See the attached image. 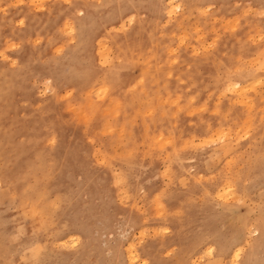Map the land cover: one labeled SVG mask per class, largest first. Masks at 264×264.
<instances>
[{"label":"rangeland","instance_id":"rangeland-1","mask_svg":"<svg viewBox=\"0 0 264 264\" xmlns=\"http://www.w3.org/2000/svg\"><path fill=\"white\" fill-rule=\"evenodd\" d=\"M54 1L0 0V264H264V0Z\"/></svg>","mask_w":264,"mask_h":264},{"label":"bare ground","instance_id":"bare-ground-1","mask_svg":"<svg viewBox=\"0 0 264 264\" xmlns=\"http://www.w3.org/2000/svg\"><path fill=\"white\" fill-rule=\"evenodd\" d=\"M28 1H29V0H28ZM55 1H56V0H55ZM55 1H54V2H55ZM30 3H31V2H30ZM30 3H29V4H30ZM52 3H53V2H52ZM39 4H40V2H39ZM171 4H172V3H171ZM173 4H174V3H173ZM37 5H38V2H37ZM38 6H40V5H38ZM38 6H37L36 9H38ZM170 6H171V5H170ZM183 6H184V5H183ZM175 7H176V6H175ZM71 8H72V7H71ZM193 8H194V7H193ZM33 9H34V8H33ZM172 9H173V8H172ZM176 9H177V8H176ZM174 10H175V9H174ZM42 11H43V10H42ZM76 11H77V10H76ZM76 13H77V12H76ZM78 13H79V12H78ZM74 14H75V13H74ZM170 15H171V14H170ZM186 15H187V14H186ZM67 16H68V15H67ZM170 17H171V16H170ZM179 18H180V17H179ZM182 18H183V17H182ZM21 19H22V18H21ZM69 19H70V18H69ZM174 19H175V18H174ZM81 20H82V19H81ZM120 20H121V19H120ZM70 21H71V20H70ZM72 21H74V20H72ZM177 21H178V20H177ZM81 22H82V21H81ZM79 23H80V22H79ZM83 23H84V22H83ZM179 23H180V22H179ZM63 24H64V23H63ZM82 25H83V24H82ZM176 26H177V25H176ZM73 27H74V26H73ZM70 28H71V27H70ZM77 28H78V27H77ZM110 28H112V26H111ZM113 28H114V27H113ZM113 28H112V29H113ZM67 31H68V30H67ZM67 31H66V33H67ZM175 31H176V30H175ZM171 32H172V31H171ZM171 32H170V33H171ZM70 33H71V32H70ZM71 34H72V33H71ZM77 34H78V33H77ZM125 34H126V33H125ZM171 34H172V33H171ZM80 37H81V36H80ZM199 38H200V37H199ZM121 39H122V38H121ZM144 39H145V38H144ZM116 40H117V39H116ZM179 40L181 41L180 38H179ZM148 41H149V40H148ZM155 41H156V40H155ZM125 42H126V41H125ZM157 42H158V41H157ZM85 43H87V42H85ZM97 43H98V42H97ZM127 43H129V42H127ZM181 43H182V42H181ZM181 43L179 42V44H181ZM83 44H84V43H83ZM118 44H119V43H118ZM152 45H154V44H152ZM204 45H205V44H204ZM88 46H89V45H88ZM98 46H99V45H98ZM202 46H203V45H202ZM205 46H207V45H205ZM84 47H86V46H84ZM99 48H100V47H99ZM99 48H98V49H99ZM103 48H104V47H103ZM106 48H108V47H106ZM160 48H161V47H160ZM100 49H101V48H100ZM149 49H150V48H149ZM172 49H173V48H172ZM204 49H205V48H204ZM206 49H207V48H206ZM104 50H105V48H104ZM138 50H139V49H138ZM151 50H152V49H151ZM170 50H171V49H170ZM170 50H169V51H170ZM173 50H174V49H173ZM173 50H172L170 53H173ZM107 51H108V50H107ZM119 51H120V50H119ZM140 51H141V50H140ZM169 51H168V52H169ZM204 53H205V52H204ZM122 54H123V53H122ZM153 54H155V53H153ZM120 55H121V54H120ZM90 56H91V55H90ZM132 56H133V55H132ZM153 56H154V55H153ZM153 56H152V57H153ZM93 57H95V56H93ZM154 57H155V56H154ZM162 57H163V56H162ZM174 57H175V56H174ZM174 57H173V58H174ZM122 58H123V57H122ZM143 58H145V57H143ZM149 58H150V57H149ZM94 59H95V58H94ZM133 59H134V58H133ZM150 59H151V58H150ZM174 59H175V58H174ZM120 60H121V59H120ZM123 60H124V59H123ZM131 60H132V58H131ZM158 60H159V59H158ZM102 61H103V60H102ZM163 61H164V60H163ZM99 62H100V61H99ZM128 62H129V61H128ZM157 62H158V61H157ZM172 62H173V61H172ZM90 63H91V62H90ZM92 63H94V62H92ZM95 63H96V62H95ZM131 63H132V62H131ZM98 64H99V63H98ZM139 64H140V63H139ZM150 64H151V63H150ZM152 64H153V63H152ZM154 64H155V63H154ZM92 65H94V64H92ZM100 65H101V64H100ZM100 65H99V66H100ZM170 65H171V64H170ZM101 66H102V65H101ZM150 66H151V65H150ZM119 67H120V66H119ZM130 67H131V66H130ZM89 68H90V67H89ZM99 69H100V68H99ZM154 69H155V68H154ZM157 69H158V68H157ZM95 70H96V69H95ZM129 71H130V70H129ZM165 71H166V70H165ZM157 72H158V71H157ZM259 72H260V71H259ZM117 73H118V72H117ZM123 73H124V72H123ZM126 74H127V73H126ZM170 74H171V73H170ZM156 75H157V74H156ZM120 76H121V75H120ZM153 76H154V75H153ZM113 77H114V76H113ZM114 78H115V77H114ZM122 78H123V77H122ZM122 78H121V79H122ZM142 78H143V77H142ZM117 79H118V78H117ZM150 79H151V78H150ZM227 79H228V77H227ZM111 80H112V79H111ZM139 80H140V78H139ZM230 80H231V79H230ZM109 81H110V80H109ZM125 81H126V80H125ZM140 81H142V83H143L144 79H142V80H140ZM228 81H229V80H228ZM112 82H113V81H112ZM153 82H154V81H153ZM153 82H152V83H153ZM157 82H158V81H157ZM230 82L232 83V81H230ZM154 83H155V82H154ZM231 83H229V84H231ZM119 84H120V83H119ZM135 84H136V83H135ZM155 84H156V83H155ZM238 84H239V83H237L236 85H235V84H233V85H235L236 88H237V87H238ZM133 85H134V84H133ZM133 85H132V86H133ZM233 85H232L231 87L229 86L230 88H232V90H233V87H234ZM134 86H135V85H134ZM224 86H226V85H224ZM239 86H240V85H239ZM91 87H92V86H91ZM94 87H95V86H94ZM104 88H105V87H104ZM141 88H142V87H141ZM224 88H225V87H224ZM234 88H235V87H234ZM239 88H240V87H239ZM241 88H242V87H241ZM246 88H247V87H246ZM246 88H244V89H246ZM136 89H138V88L136 87ZM244 89L242 90V93H243ZM91 90H94V89H91ZM97 90H98V89H97ZM107 90H108V89H107ZM107 90H106V91H107ZM143 90H144V89H143ZM227 90H228V89H227ZM238 90L241 92L240 89H238ZM94 91H96V90H94ZM98 91H100V89H99ZM98 91H97V92H98ZM127 91H128V90H127ZM131 91H132V90H131ZM233 91H234V90H233ZM233 91H232V92H233ZM245 91H246V90H245ZM107 92H108V91H107ZM107 92H106V94H107ZM234 92H236V91H234ZM237 92H238V91H237ZM240 92H239V93H240ZM88 93H89V92H88ZM91 93H92V92H91ZM98 93H99V92H98ZM103 93L105 94V91H104ZM126 93H127V92H126ZM252 93H253V92H252ZM104 94H102V92H101L100 95H103V96H104ZM139 94H140V93H137V95H139ZM141 94H142V93H141ZM223 94L225 95L226 92H224ZM88 95H89V94H88ZM96 95H98V94H96ZM100 95H98V96H100ZM239 95H240V94H239ZM90 96H91V94H90ZM105 96H106V95H105ZM178 96H179V95H178ZM234 96H235V95H234ZM251 96H252V95H251ZM244 97H245V98H248L246 95H245ZM244 97H243V98H244ZM100 98H101V97H100ZM111 98H112V97H110V100H111ZM232 98H233V97H232ZM90 99H91V101H90V103H91V102H92V97H91ZM101 99H102V98H101ZM115 99H116V98H115ZM138 99H139V98H138ZM180 99H181V98H180ZM228 99H229V98H228ZM239 99H240V98L238 97V99H237V103H239V102H238ZM140 100H141V99H140ZM171 100H172V99H171ZM171 100H170V101H171ZM178 100H179V99H178ZM178 100H177V101H178ZM245 100H246V99H245ZM111 101H113V99H112ZM167 101L169 102V100H167ZM175 101H176V97H175V99L172 100L171 102L174 103V104H177ZM234 101H235V100H233V102H234ZM239 101H240V100H239ZM114 102H115V101H114ZM162 102H164V101H162ZM168 102L165 101V103H168ZM233 102H232V104H233ZM235 102H236V101H235ZM240 102L243 103L244 101L241 99ZM250 102H251V101H250ZM90 103H88V104L90 105ZM92 103H93V102H92ZM111 103H112V102H111ZM115 103H116V102H115ZM159 103H160V102H158V104H159ZM214 103H215V102H214ZM214 103H213V104H214ZM217 103H218V102H217ZM101 104H103V103H101ZM105 104H106V103H105ZM119 104H121V103H118L117 105L115 104L116 106L114 105L115 107L112 109V112H111V111H107V113L111 112L110 114L118 115V112H119L118 110H119V107H120ZM227 104H228V103H227ZM234 104H235V103H234ZM244 104H245V103H244ZM118 105H119V106H118ZM159 105H160V104H159ZM245 105H246V104H245ZM232 106H233V105H232ZM99 107H100V106H99ZM224 107H225V105H224ZM228 107H229V106H228ZM246 107H247V106H246ZM249 107H251V106H249ZM252 107H253V106H252ZM89 108H92V107L89 106ZM104 108H105V107H104ZM148 108H149V107H148ZM178 108H179V106H178ZM107 109H108V107L105 108V110H107ZM110 109H111V108H110ZM179 109H180V108H179ZM249 109H250V108H249ZM73 110H74V109H73ZM103 110H104V109H103ZM242 110H243V109H242ZM250 110H251V109H250ZM97 111H98V110H97ZM148 111H149V109H148ZM191 111H192V110H191ZM212 111H213V110H212ZM215 111H216V110H215ZM152 112H154V111H152ZM226 112H227V111H226ZM226 112H225V113H226ZM246 112H248V111H246ZM249 112H250V111H249ZM249 112H248V113H249ZM103 113H104V111L102 112V114H103ZM145 113H147V112H145ZM150 113H151V111H149V115H151ZM161 113H163V112H161ZM190 113H191V112H190ZM252 113H253V112H252ZM85 114H86V113H85ZM99 114H100V112H99ZM80 115H81V113H80ZM91 115H92V114H91ZM97 115H98V114H97ZM119 115H120V114H119ZM143 115H144V114H143ZM82 116H83V113H82ZM85 116H86V115H85ZM89 116H90V115H89ZM144 116H145V115H144ZM152 116H153V115H151V117H152ZM245 116H246V115H245ZM247 116H248V115H247ZM247 116L245 117V119H246L245 121L248 120L249 123H250V122H251V120H250L251 117H248V118H249V119H248ZM262 116H263V115H262ZM90 117H91V116H90ZM151 117H150V118H151ZM85 118H86V117H85ZM88 118H89V117H88V115H87V120H88ZM148 120H149V119H148ZM248 121H247V122H248ZM238 123H239V122H238ZM249 123H247V124H248V125H251V124H249ZM106 124L110 125L109 123H106ZM243 125H244V123H243ZM163 126H164V125H163ZM214 127H215V126H214ZM241 127H242V126H241ZM111 129H112V128H111ZM147 129H148V128H147ZM107 130H108V129H107ZM123 130H125V129H123ZM109 131H112V130H109ZM216 131L219 132V134L221 133V132L218 131L217 129H216ZM225 131H226V130H225ZM228 131H229V130L227 129L226 132H228ZM222 132H224V131L222 130ZM234 132H236V131H234ZM234 132H233V133H234ZM202 133H203V132H202ZM215 133H216V132H215ZM210 134H211V133H210ZM210 134H209V135H210ZM222 134L225 135L224 138H227V137H228L227 134H230V133H225V132H224V133H221V135H222ZM122 135H123V134H122ZM122 135H121V136H122ZM209 135H207V136H209ZM217 135H218V134H217ZM221 135H220V136H221ZM212 136H213V135H212ZM160 138H161V137H160ZM204 138H205V137H204ZM204 138H203V139H204ZM214 138L218 139L217 136L214 137ZM222 138H223V137H222ZM222 138H221V139H222ZM192 139H193V138H192ZM205 139H206V140H205ZM205 139H204L205 141H209V140H207V138H205ZM228 139H229V138H228ZM154 140H155V138H154ZM154 140H153V141H154ZM166 140H167V139H166ZM204 140H203V141H204ZM219 140H220V139H219ZM226 140H227V139H226ZM161 141H164V140L160 139V142H161ZM169 141H170V140H167V142H169ZM205 141H204V142H205ZM213 141H214V140H213ZM229 141H230V140H229ZM165 142H166V141H165ZM185 142H186V141H185ZM214 142H215V141H214ZM153 143H154V142H153ZM161 143H162V142H161ZM170 143H171V142H170ZM170 143H168V144H170ZM181 143H182V142H181ZM202 143H203V142H202ZM212 143H213V142H212ZM163 144H164V143H163ZM171 144H172V143H171ZM186 144H188V143H186ZM200 144H201V143H200ZM200 144H199V145H200ZM204 144H205V143H204ZM206 144H209V143H206ZM160 145H161V144H160ZM160 145H159V146H160ZM164 145H165V144H164ZM164 145H162V146L164 147ZM191 145H192V144H191ZM155 146H156V145H155ZM189 146H190V145H189ZM189 146H188V147H189ZM148 147H149V146H148ZM163 147H161V148H163ZM188 147H187V148H188ZM149 149H150V148H149ZM152 149H154V148H152ZM170 151H171V150H170ZM239 153H240V152H239ZM169 154H170V153H169ZM230 158H231V157H230ZM232 176H235V175H232ZM225 179H226V178H225ZM119 180H120V179H119ZM226 180H227V179H226ZM228 180H229V179H228ZM228 180H227V181H228ZM122 182H124V181H122ZM225 182H226V181H225ZM225 182L222 183L224 186H225ZM228 183H229V182H228ZM228 183H227L228 186H229L230 184H231V185L233 184L232 182H230V184H228ZM227 185H226V186H227ZM224 186L221 185V187H224ZM232 186H234V184H233ZM232 186H230V187H232ZM234 187H235V186H234ZM219 188H220V187H219ZM225 188H226V187H225ZM225 188H223V189L220 188V189H221V190H224ZM227 188H228V187H227ZM227 188H226V190H224L225 193H226V191H227ZM232 189H233V188H232ZM235 189H236V188H235ZM230 190H231V188H230ZM219 191H220V190H219ZM224 191H222V192H224ZM234 191H235V190H234ZM222 192L220 191V193H221V194H220V193L218 192V190H217V193H218L220 196L223 194ZM232 193H233V192H232ZM235 193H236V192H234V194H235ZM229 194H231V193L229 192ZM229 194H228V195L226 194V196H229ZM219 195H218V196H219ZM231 195H232L233 198L236 197V196L234 197L233 194H231ZM235 195H236V194H235ZM223 197H224V196H223ZM223 197H222V199H223ZM229 197H230V196H229ZM229 197H228V198H229ZM230 198H231V197H230ZM224 199H225V198H224ZM231 199H232V198H231ZM228 200H230V199H228ZM31 207L33 208V207H35V206H31ZM39 209H40V208H39ZM39 209H38V210H39ZM36 210H37V209H36ZM41 211H42V210H41ZM37 213L40 214L39 212H37ZM34 216H35V215H34ZM40 221H41V220H40ZM69 237H70V236H68V238H69ZM71 237H72V235H71ZM71 237H70V238H71ZM73 237H74V239H75V236H73ZM70 238H69V239H70ZM74 239H72V240H74ZM76 239H78V238H76ZM67 240H68V239H67ZM72 240H70V241H72ZM62 241H64V240H62ZM75 241L77 242L78 240H74V242H75ZM76 242H75V243H76ZM132 242H133V241H132ZM132 242H131V244H132ZM62 243H65V242H62ZM66 243H67V241H66ZM71 243L73 244V242H71ZM72 244H69V241H68V246H69V245H72ZM129 244H130V243H129ZM129 244H128V246H129ZM131 244H130V247H129V248H131V250H132V247H133V246L135 247V245L131 246ZM133 244H134V243H133ZM65 246H67V245H65ZM70 247H71V246H70ZM70 247H69V248H70ZM211 247H212V246H211ZM208 248H209V247H208ZM208 248H207V249H208ZM209 249H210V248H209ZM127 250H129V249H127ZM127 250H126V251H127ZM131 250H130V253H129V254H131ZM134 250H135V253H136V249H134ZM198 250H199V249H198ZM205 251H206V250H205ZM207 251L209 252V250H207ZM234 251H235V250H234ZM238 251H239V250H238ZM241 253H242V252H241ZM133 254H134V253H133ZM136 254H137V253H136ZM208 254H210V253H208ZM131 255H132V254H131ZM134 255H135V254H134ZM134 255H132V257H128V258H130L131 262H132V259L136 261V257H137V256H134ZM206 255H207V254H206ZM204 256H205V255H204ZM233 256H235V255L233 254ZM233 256L231 257L230 260H232V258L235 259ZM239 256H241V255H239ZM235 257H236V256H235ZM137 258H138V257H137ZM240 258H241V257H240ZM138 259H139V258H138ZM138 259H137V260H138ZM139 260H140V259H139ZM238 260H239V259H238ZM238 260H237V261H238ZM129 262H130V261H129ZM131 262H130V263H131ZM136 262H137V261H136ZM138 262H139V261H138ZM140 262H141V260H140ZM232 262H233V261H232ZM132 263H133V262H132ZM134 263H135V262H134ZM137 264H138V263H137ZM139 264H140V263H139ZM230 264H231V262H230ZM235 264H236V262H235Z\"/></svg>","mask_w":264,"mask_h":264}]
</instances>
